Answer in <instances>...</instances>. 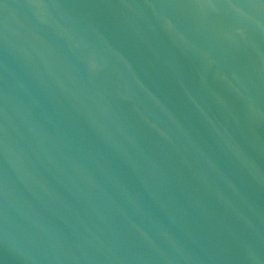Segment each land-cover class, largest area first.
Listing matches in <instances>:
<instances>
[{
  "label": "water",
  "instance_id": "1",
  "mask_svg": "<svg viewBox=\"0 0 264 264\" xmlns=\"http://www.w3.org/2000/svg\"><path fill=\"white\" fill-rule=\"evenodd\" d=\"M0 264H264V0H0Z\"/></svg>",
  "mask_w": 264,
  "mask_h": 264
}]
</instances>
